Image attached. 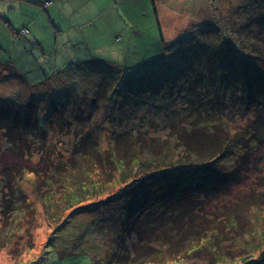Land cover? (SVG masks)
I'll return each mask as SVG.
<instances>
[{
  "label": "trees",
  "instance_id": "trees-1",
  "mask_svg": "<svg viewBox=\"0 0 264 264\" xmlns=\"http://www.w3.org/2000/svg\"><path fill=\"white\" fill-rule=\"evenodd\" d=\"M229 15L220 12L219 16ZM232 19L224 18L228 22ZM252 22L264 23V15L254 18L250 14L247 22L228 28L233 33L252 27ZM27 34L20 31L17 35ZM237 49L228 57L231 64L224 71L226 82L194 81L185 94L146 102L150 103L148 112H161L163 123L170 124L175 134L171 133V138L150 135L149 125L143 126L144 131L139 125H117L119 132L113 126L111 130L108 121L115 118L110 113L138 114L135 108L125 112L106 105L105 117H101L105 122L98 124L93 115H87L96 125H84L78 132L71 131L66 119L59 116L54 127L50 124L43 130L34 105L27 123L23 122L24 114L0 121L6 149L20 161L52 151L56 138L52 129L66 131L65 142L75 140L63 150L68 151L70 161H50L54 166L45 171L17 165L1 172L0 250H8L16 259L20 256L16 257L15 249L10 250L12 245L22 243V254L33 248L31 231L39 213L21 191L33 175L35 199L40 202L47 229L54 228V235L72 221L77 226L89 222L88 239L96 243L104 264H197L204 251L214 264H264V250L260 252L264 227L255 210L256 193L252 190L250 205L245 197H237L239 202L229 205L217 196L232 184L237 160L264 147V60L248 53V48L242 50L237 45ZM236 75L235 80L232 76ZM176 99L182 108H174ZM229 111L236 112L231 117ZM117 118L121 123L122 116ZM242 119L240 133L235 122ZM174 120L177 125H173ZM219 161L232 163V169L218 170L215 163ZM109 187L117 191H108ZM103 194L105 199L97 202L99 214L80 206ZM206 205H214L210 214ZM88 233L84 231V236ZM228 241L239 251L236 256L228 254Z\"/></svg>",
  "mask_w": 264,
  "mask_h": 264
},
{
  "label": "rangeland",
  "instance_id": "rangeland-1",
  "mask_svg": "<svg viewBox=\"0 0 264 264\" xmlns=\"http://www.w3.org/2000/svg\"><path fill=\"white\" fill-rule=\"evenodd\" d=\"M28 1L0 0V11L9 15L14 26L13 34L8 29L0 31V82L13 81L15 77L23 81V87L8 84L0 89V121L24 114L23 122L27 123L34 105L43 130L50 124L55 125L53 122L59 116L66 119L71 131L78 132L84 125H96L87 115H93L98 124L105 122L101 117H105L106 105L120 107L125 112L135 108L138 114L136 117L110 113L115 118L113 122L108 121L110 129L118 128L117 125L119 128L139 125L141 129L149 125L150 135L170 137L171 133L175 135L170 124L167 127L163 123L161 112H148L147 101L169 100L178 93L185 94L188 84L194 81L226 82L228 76L224 71L231 64L228 57L237 45L264 60V23L252 22V27H242L233 33L228 28L247 22L250 14L254 18L264 15V0H254L255 3L253 0H50L49 9H42L37 0ZM220 12L231 15L222 17ZM229 17L233 18L231 22L224 20ZM22 27L28 28L29 34L21 39L17 33ZM15 65L18 70L12 69ZM232 77L236 80L237 75ZM173 106L182 108V103L176 99ZM117 116H122L121 123ZM235 124L243 127L244 120ZM104 125L103 129L107 130ZM51 131L56 135L52 140L53 150L22 161L6 149L8 145L0 136V174L17 165L45 171L54 166L50 161H70L68 151L63 150H68L69 142L75 144V140L65 142L68 133L64 130ZM231 164L215 163L223 172L232 169ZM31 176L28 187L24 186L21 191L28 201H33L39 213L36 228L31 231L33 248L22 254V243L12 245L10 250L15 249L16 257L20 256L16 259L8 250H0V264H104L94 246L96 243L88 239L89 222L77 226L70 221L67 228L54 235V228L47 229L42 220V207L35 199L34 176ZM231 181L235 182L219 191L218 198L225 204L236 205L237 197H245L250 205L253 190L255 210L264 227V147L252 155L246 152L237 160ZM108 191L117 189L109 187ZM2 198L0 194V207ZM93 199L80 206L99 214L97 202L104 200L105 194ZM206 206L210 214L214 205ZM248 207L243 208V213ZM260 245L262 253L264 240ZM225 247L233 256L239 252L229 241ZM198 256L197 264H214L205 251ZM187 264L193 262L187 261Z\"/></svg>",
  "mask_w": 264,
  "mask_h": 264
},
{
  "label": "crops",
  "instance_id": "crops-1",
  "mask_svg": "<svg viewBox=\"0 0 264 264\" xmlns=\"http://www.w3.org/2000/svg\"><path fill=\"white\" fill-rule=\"evenodd\" d=\"M13 1H15V0H13ZM18 1H20V2H29L28 0H18ZM26 2V3H27ZM36 2H38L39 4H41V3H43V2H50V0H43L42 2H39L38 0L36 1ZM50 7V6H49ZM49 7L48 8H46V9H49ZM36 9H38V8H36ZM12 10V9H11ZM9 16V15H8ZM8 16L7 15H5V12H2V11H0V20L2 19H5L6 20V22H3V23H0V31L1 32H4L5 31V29H8L9 31H11V32H13V30H14V26H13V24L11 23V21H10V18H8ZM2 22V21H1ZM28 24H31L30 22L28 23ZM31 26H32V24H31ZM22 30H26L27 32H28V34H29V30H28V28H26V27H22L21 29H19V31H18V35H19V32L20 31H22ZM27 34V35H28ZM7 37H9L8 36V34H7ZM19 38H23V37H20V36H18ZM16 65L12 68L13 70H16V68H17V70H18V67H16ZM17 76V75H16ZM16 79L15 80H9L8 82H0V89L1 88H5L6 86H8V84H12V85H16V86H21V87H23V81H22V79H20V77H15ZM19 87H17V88H19ZM2 93H4V92H2Z\"/></svg>",
  "mask_w": 264,
  "mask_h": 264
},
{
  "label": "built area",
  "instance_id": "built-area-1",
  "mask_svg": "<svg viewBox=\"0 0 264 264\" xmlns=\"http://www.w3.org/2000/svg\"><path fill=\"white\" fill-rule=\"evenodd\" d=\"M51 4H52L51 2H44L43 5H42V9H46V8H48ZM26 33H27L26 30H22V31H21V34H22V35H24V34H26Z\"/></svg>",
  "mask_w": 264,
  "mask_h": 264
}]
</instances>
